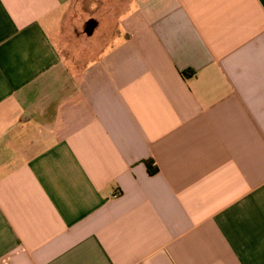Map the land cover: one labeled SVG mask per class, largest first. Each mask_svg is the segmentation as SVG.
Returning a JSON list of instances; mask_svg holds the SVG:
<instances>
[{
    "label": "crops",
    "instance_id": "0c3cea01",
    "mask_svg": "<svg viewBox=\"0 0 264 264\" xmlns=\"http://www.w3.org/2000/svg\"><path fill=\"white\" fill-rule=\"evenodd\" d=\"M130 1L0 0V264H264V0Z\"/></svg>",
    "mask_w": 264,
    "mask_h": 264
},
{
    "label": "rangeland",
    "instance_id": "374dc122",
    "mask_svg": "<svg viewBox=\"0 0 264 264\" xmlns=\"http://www.w3.org/2000/svg\"><path fill=\"white\" fill-rule=\"evenodd\" d=\"M77 8L75 13L67 16L66 23L69 24V30L74 29L78 37H89L85 34L84 27L88 19H95L99 29L106 28L112 30L115 23L123 12L130 8V0H77ZM66 25L64 24L65 28ZM93 36V35H91ZM95 37V35L93 36ZM91 38V37H89ZM67 38H64V41ZM65 52L70 50L65 47Z\"/></svg>",
    "mask_w": 264,
    "mask_h": 264
},
{
    "label": "water",
    "instance_id": "95a60500",
    "mask_svg": "<svg viewBox=\"0 0 264 264\" xmlns=\"http://www.w3.org/2000/svg\"><path fill=\"white\" fill-rule=\"evenodd\" d=\"M96 25H97V22L93 18L89 19L86 22L85 28H84V31L86 32V34L91 35Z\"/></svg>",
    "mask_w": 264,
    "mask_h": 264
},
{
    "label": "trees",
    "instance_id": "16d2710c",
    "mask_svg": "<svg viewBox=\"0 0 264 264\" xmlns=\"http://www.w3.org/2000/svg\"><path fill=\"white\" fill-rule=\"evenodd\" d=\"M183 74H187L186 72H183ZM147 164V166H148V169H149V171H150V173H153L155 170H154V168L151 166V164L149 163V162H147L146 163Z\"/></svg>",
    "mask_w": 264,
    "mask_h": 264
},
{
    "label": "flooded vegetation",
    "instance_id": "af4514ba",
    "mask_svg": "<svg viewBox=\"0 0 264 264\" xmlns=\"http://www.w3.org/2000/svg\"><path fill=\"white\" fill-rule=\"evenodd\" d=\"M88 20H89V19H88ZM88 20H87V21H88ZM87 21H86V22H87ZM85 24H86V23H85ZM84 28H85V27H84ZM85 33H86V32H85Z\"/></svg>",
    "mask_w": 264,
    "mask_h": 264
}]
</instances>
